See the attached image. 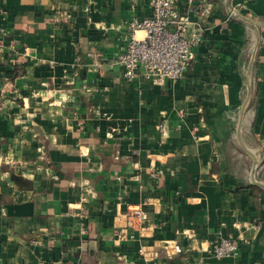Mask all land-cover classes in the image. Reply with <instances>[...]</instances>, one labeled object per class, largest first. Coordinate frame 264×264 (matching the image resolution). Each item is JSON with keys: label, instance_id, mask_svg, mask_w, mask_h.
<instances>
[{"label": "crops", "instance_id": "0c3cea01", "mask_svg": "<svg viewBox=\"0 0 264 264\" xmlns=\"http://www.w3.org/2000/svg\"><path fill=\"white\" fill-rule=\"evenodd\" d=\"M178 4L202 42L154 84L116 64L146 0H0V264H145L142 244L158 264H264V191L236 137L256 50L242 141L264 182V0H231L236 18ZM128 205L148 219L121 244ZM221 236L238 256L211 254Z\"/></svg>", "mask_w": 264, "mask_h": 264}, {"label": "built area", "instance_id": "2783aa9c", "mask_svg": "<svg viewBox=\"0 0 264 264\" xmlns=\"http://www.w3.org/2000/svg\"><path fill=\"white\" fill-rule=\"evenodd\" d=\"M146 1L151 15L134 17L127 23L132 36L117 56L116 64L123 67V76L130 83L140 78L154 84L179 81L191 64L193 50L202 42V34L193 29L190 14L180 9L178 0ZM203 13L209 14L210 9L207 7ZM122 215L126 222L115 233L116 241L121 244L133 241L135 236L130 230L140 231L142 239L147 211L140 205H128ZM168 246L176 255L183 252L178 243ZM239 253V242L229 236H221L211 249L218 259L236 257ZM138 254L145 264H158L155 245L142 244Z\"/></svg>", "mask_w": 264, "mask_h": 264}, {"label": "water", "instance_id": "95a60500", "mask_svg": "<svg viewBox=\"0 0 264 264\" xmlns=\"http://www.w3.org/2000/svg\"><path fill=\"white\" fill-rule=\"evenodd\" d=\"M224 5H225V9H226L227 14L230 17H232V18L239 17V15L234 10H232L231 0H224ZM258 42H259V38H257L256 46H258ZM255 56H256V50L253 53V56L251 59L250 69L248 72V82H247L248 94H247V98H246L245 104L243 106L242 112L240 114L239 122L237 124L236 137H237V140H238L240 147L243 149V151L249 157H251L252 162H253V166H252V170H251V176H250L251 185L264 191V182H261L257 178V174H258L259 168L261 166V161H260L259 157L254 152H252L249 148H247L242 141V127H243L244 115H245V111H246L247 105L251 99V94H252L251 93L252 91H251L250 77H251V70H252L254 60H255Z\"/></svg>", "mask_w": 264, "mask_h": 264}]
</instances>
